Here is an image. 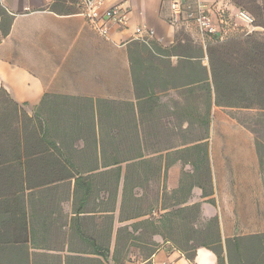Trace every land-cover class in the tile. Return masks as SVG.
Wrapping results in <instances>:
<instances>
[{
  "label": "crops",
  "instance_id": "obj_1",
  "mask_svg": "<svg viewBox=\"0 0 264 264\" xmlns=\"http://www.w3.org/2000/svg\"><path fill=\"white\" fill-rule=\"evenodd\" d=\"M54 1L0 0L13 16L0 43V90L11 100L0 105V149L11 157L18 142V150L31 155L20 178L24 191L35 193L26 205L33 263L219 264L208 247L198 246L191 260L174 243L199 239V230L217 216L226 252L231 240L226 264H245L248 244L236 249L234 242L264 233V179L255 137L221 136L232 120L227 111L235 109L213 100L208 108L202 82L189 84L187 73L174 69L183 59L174 47L184 44V34L204 52L218 38L202 36L185 19L172 23L171 0H105L106 7L128 8L130 17L127 28H113L109 37L79 12L52 11ZM187 1L191 6L193 0ZM201 1L217 24L225 18L228 33L239 27L245 34L264 32L235 0ZM240 11L253 22L239 18ZM140 25L155 29L150 45L133 39ZM143 60L160 82L145 97L136 87ZM202 66L210 70L207 56ZM172 71L175 84L161 86ZM206 111L208 129L199 122ZM142 158L154 167L147 173L127 170ZM145 175L152 178L145 186L126 181ZM189 176H210L209 195L195 185L183 200ZM197 204L200 210L191 217L197 230L190 232L184 217ZM172 210L180 212L173 216L175 230L168 219L163 235L138 226L146 218L157 224ZM126 226L130 237L120 232Z\"/></svg>",
  "mask_w": 264,
  "mask_h": 264
},
{
  "label": "trees",
  "instance_id": "obj_2",
  "mask_svg": "<svg viewBox=\"0 0 264 264\" xmlns=\"http://www.w3.org/2000/svg\"><path fill=\"white\" fill-rule=\"evenodd\" d=\"M238 5L248 9L254 16V24L264 28V0H235ZM73 2V1H72ZM51 10L58 14H73L80 12V7L68 5V0H55L51 5ZM13 16L10 15L0 4V43L9 34ZM185 42L174 47V53L178 55L179 60L175 71L178 68L187 73L189 84L202 82V88L205 90V102L209 108L212 100L217 106L231 108L236 110L255 111L247 113L246 118H236L242 125L249 129L255 137V144L259 156L261 172L264 179V32H252L243 36H234L225 41L209 46L204 52L202 47L192 44V38L184 34L182 38ZM172 55V54H169ZM208 57L210 70L207 66H202V59ZM198 60H191V59ZM170 64V62H169ZM196 69L198 77H196ZM168 73L166 79L161 82H167L168 85L175 84L176 72ZM157 76H151L148 69L142 61V76L136 80V87L142 89V97L148 95V90H154L159 80ZM174 81V82H172ZM9 94L5 89L0 90V105L10 103ZM203 115V116H202ZM199 115V122L205 129L210 125V112ZM20 143L15 142L14 154L8 156L0 149V264H34L30 249V231L31 226L27 216V200L31 199L35 193H26L23 186L24 180L20 178L22 170L29 166L30 153L19 151ZM155 168L159 171L163 168L162 159H157ZM149 159L130 162L127 170L140 169L147 173L152 167ZM197 169V165L194 164ZM208 171V165L206 164ZM16 173L20 179L13 181L12 173ZM189 182L183 183L182 190L186 191L183 200L190 195L195 185L203 188V195H209L206 184L212 181L210 176L206 177H188ZM196 180H195V179ZM152 179L145 176L129 177L126 181L135 180V185L145 186ZM179 201V200H178ZM200 205L190 207L186 212V221H189L190 232H196L192 225V215L199 212ZM145 210H142L144 212ZM180 212L172 210L169 214L159 217L157 224L153 219L146 218L138 223V226L144 231L153 228L162 234L166 227V220L174 228L173 216ZM147 214V212H146ZM141 215H144L143 213ZM170 215V217H169ZM168 217V218H167ZM188 218V219H187ZM137 227V224L133 226ZM200 229V228H199ZM198 229V230H199ZM125 235L130 237L132 232L126 226L121 229ZM163 235V234H162ZM199 239L183 240V242L174 241V243L186 251L189 259L194 260L196 248L205 246L212 249L218 256L219 264H226V258L231 260V240H226L227 252L224 248V242L220 234L218 217L207 221L202 230H199ZM248 244V254L243 255L245 264H264V233L246 236L237 239L234 242L236 249H243L244 244ZM128 244V240H125Z\"/></svg>",
  "mask_w": 264,
  "mask_h": 264
},
{
  "label": "built area",
  "instance_id": "obj_3",
  "mask_svg": "<svg viewBox=\"0 0 264 264\" xmlns=\"http://www.w3.org/2000/svg\"><path fill=\"white\" fill-rule=\"evenodd\" d=\"M80 12L88 21V24L104 37H109L113 28H127L130 17L129 10L122 4L106 7L105 0H79ZM172 23L180 20L194 22L202 36L217 37L218 41H224L228 37V31L224 28L226 20L221 18L220 25L214 20L210 6L201 0H193L188 6L187 0H171ZM237 16L249 22L253 18L245 11H240ZM155 29L145 26H137L133 39L151 44L155 37Z\"/></svg>",
  "mask_w": 264,
  "mask_h": 264
},
{
  "label": "rangeland",
  "instance_id": "obj_4",
  "mask_svg": "<svg viewBox=\"0 0 264 264\" xmlns=\"http://www.w3.org/2000/svg\"><path fill=\"white\" fill-rule=\"evenodd\" d=\"M73 1V2H72ZM80 1L79 0H68V5L70 6H75L78 8ZM80 7V6H79ZM241 27H239L240 29ZM234 31L233 33H228L227 38H231L234 36H243L245 35L246 32L240 31V30ZM256 32V31H254ZM262 33V32H260ZM228 115L232 118L229 122H226L224 126L221 129V136H226V135H233V136H252L254 138V134L247 129L244 125L239 123L237 119H234V116L237 118H246L247 113H253L255 111H247V110H229L227 111ZM234 119V120H233Z\"/></svg>",
  "mask_w": 264,
  "mask_h": 264
}]
</instances>
